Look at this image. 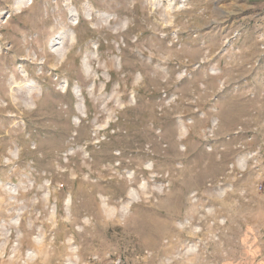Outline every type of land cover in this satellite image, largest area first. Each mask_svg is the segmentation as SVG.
Here are the masks:
<instances>
[{"label": "rangeland", "instance_id": "374dc122", "mask_svg": "<svg viewBox=\"0 0 264 264\" xmlns=\"http://www.w3.org/2000/svg\"><path fill=\"white\" fill-rule=\"evenodd\" d=\"M0 264H264V0H0Z\"/></svg>", "mask_w": 264, "mask_h": 264}]
</instances>
